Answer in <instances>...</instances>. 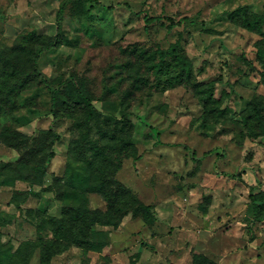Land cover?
<instances>
[{
	"label": "rangeland",
	"instance_id": "rangeland-1",
	"mask_svg": "<svg viewBox=\"0 0 264 264\" xmlns=\"http://www.w3.org/2000/svg\"><path fill=\"white\" fill-rule=\"evenodd\" d=\"M64 1L0 0V52L10 51L28 31L55 36ZM98 1L86 4L80 15L71 5L66 8L64 36L77 44L63 43L41 55L38 66L48 78L82 74L96 82L99 96L104 72H114L115 64L131 58L126 49L139 44L150 51L166 50L180 42L197 80H215L218 95L222 90L230 93L224 104L234 110L230 120L239 118L254 95L264 94L255 61L260 36L229 20L239 7L264 13V0ZM36 92L41 103L15 113V127L30 136L53 128L61 139L43 186H31L13 174L0 177V250L11 245L15 250L21 242L36 240L38 214L61 218L68 204L48 188L54 176L65 174L74 120L54 118L45 87L26 96ZM95 105L106 117L121 119L124 105L116 96L107 104L97 101ZM130 111L140 157L125 158L117 178L153 207L157 222L149 226L129 215L116 228L97 226L109 232L102 252L71 247L50 264H192L196 253L218 264H264V222L250 218L251 194L264 192V137L240 143L238 124L203 127L199 98L185 86L145 91L134 97ZM19 156L17 150L0 143V162ZM31 189L39 195L27 194ZM17 192L22 193L16 197ZM24 199L18 208L17 201ZM88 204L101 210L107 206L96 193L88 195ZM30 263L40 264L38 250L32 252Z\"/></svg>",
	"mask_w": 264,
	"mask_h": 264
},
{
	"label": "trees",
	"instance_id": "trees-1",
	"mask_svg": "<svg viewBox=\"0 0 264 264\" xmlns=\"http://www.w3.org/2000/svg\"><path fill=\"white\" fill-rule=\"evenodd\" d=\"M89 3L99 4V1H64L57 14L55 36L28 31L15 40L10 51L0 52V143L17 150L20 155L15 161L0 162V177L13 174L15 179L31 186H43L49 163L56 156L54 147L61 136L53 128L30 136L15 127V113L23 108L38 107L41 103L37 99L39 92L33 96H26L27 93L45 87L50 93V112L54 118L74 120V137L69 144L65 174L54 176L48 188L58 200L68 201L61 218L38 214L37 239L21 242L15 250L12 245L8 250H0V264H31L34 250L40 253V264H50L55 256L71 247L102 252L108 245L109 232L97 230V226L116 228L129 215L141 218L149 226L157 222L153 207L117 178L124 159L138 156L133 142L135 123L130 118V104L134 97L145 91L165 92L185 86L199 98L203 108V127L210 129L220 123L238 124L240 143L247 138L257 140L264 137V94L254 95L236 118L238 120H230L234 110L224 105L230 93L222 90L218 95L215 80H197L193 62L180 42L171 44L166 50L157 47L150 51L139 44L126 49L124 53L131 58L115 64L114 72H104L99 96L94 90L96 82L82 74L72 72L67 77L48 78L38 66L41 55L63 43L77 44L64 36L66 8L71 5L74 13L80 15ZM229 20L260 36L255 42V61L260 66L264 85V13L244 6L232 11ZM147 21L151 19L147 18ZM173 27L172 20L170 28ZM243 59L249 66H254L252 61ZM114 96L124 105L120 120L106 117L95 105L97 101L107 104ZM21 193L17 192L16 197ZM93 193L105 199V210L89 206L88 195ZM27 194L39 195L32 189ZM250 197L253 220L264 222V192ZM21 201L24 203L26 199L17 201L20 209ZM46 233L50 235L45 236ZM192 264L218 263L205 254L196 253Z\"/></svg>",
	"mask_w": 264,
	"mask_h": 264
},
{
	"label": "crops",
	"instance_id": "crops-1",
	"mask_svg": "<svg viewBox=\"0 0 264 264\" xmlns=\"http://www.w3.org/2000/svg\"><path fill=\"white\" fill-rule=\"evenodd\" d=\"M251 210H252V205H251ZM252 216V217H251ZM157 217V216H156ZM250 218H252V221H254L253 220V213L250 215ZM139 252H141V250H139ZM213 259V258H212ZM216 261V260H215ZM217 262V261H216Z\"/></svg>",
	"mask_w": 264,
	"mask_h": 264
}]
</instances>
